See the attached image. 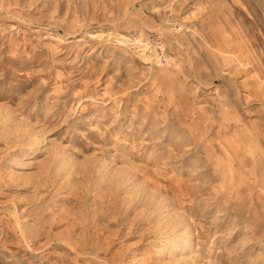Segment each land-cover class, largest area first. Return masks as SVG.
<instances>
[{
	"label": "rangeland",
	"instance_id": "rangeland-1",
	"mask_svg": "<svg viewBox=\"0 0 264 264\" xmlns=\"http://www.w3.org/2000/svg\"><path fill=\"white\" fill-rule=\"evenodd\" d=\"M0 264H264V0H0Z\"/></svg>",
	"mask_w": 264,
	"mask_h": 264
}]
</instances>
